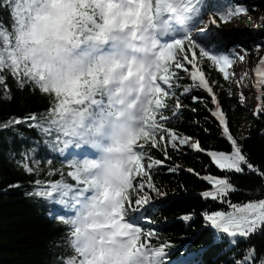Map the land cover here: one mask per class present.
Segmentation results:
<instances>
[{
  "label": "snow or ice",
  "instance_id": "snow-or-ice-1",
  "mask_svg": "<svg viewBox=\"0 0 264 264\" xmlns=\"http://www.w3.org/2000/svg\"><path fill=\"white\" fill-rule=\"evenodd\" d=\"M173 2L0 0V8L9 13L11 20L10 24L0 23V96L11 100L14 84L18 90L29 89L48 101L42 112H28L0 121V130L19 132V127L23 126L35 129L41 137L39 141H32V147L24 148L21 158L16 161L27 175L34 177L32 190L26 191L25 195L59 205V210L49 209L48 215L66 226L84 200L100 204L111 201V211L101 213L106 215V222L94 227L113 229V237H128L132 232L138 234L131 240L132 248L124 264L128 258L139 255H145L150 264H173L170 259L173 244L160 239L151 228L146 229L131 220L134 213H143L154 203L146 188L157 200L164 201L169 196L153 179L158 166L164 165V160L154 158L153 150L162 152L166 160L172 159L169 144L172 150L180 153L187 148L206 154L211 161L209 167L214 164L223 173L201 175L193 168L186 169L210 186L201 193L205 201L226 203L232 209L228 212L212 209L202 212L205 226L213 230L217 242L226 237L228 244L235 246L240 240L264 233V198L244 204H235L229 199L238 190L232 181L234 174H254L264 178V167L254 164L245 151L240 142L245 139L243 132L237 136L231 131L228 113L214 90L219 87L228 97H236L238 104L246 105L247 95L243 89L250 85L256 101L253 116L264 118V49L255 48V75L241 76L235 72L234 65L237 61H245L250 53L242 45L225 49L224 37L219 31L224 24L248 14L250 8L234 0H224L223 7L212 10L210 18L205 20L203 17L209 11L205 0H179L182 7L187 5L191 11L187 19L193 21V26L188 27L185 18L172 7ZM160 17H165L163 25L159 22ZM261 20L264 21V17ZM173 22L179 25V34L173 31L161 42L158 50L156 72L150 77L151 99L144 128L130 141L135 155L131 158V169L122 179L125 187L115 192L107 187L93 190L90 185H97L98 181L90 173L99 164L106 163L104 140L108 126L116 116L112 102L116 72L122 70L120 81L137 80L141 90L146 77L135 67L136 58L128 57L126 53L108 63H103L101 58L91 64L73 58L72 50L124 45L134 51L145 39L142 29L168 33ZM201 37L208 43L202 42ZM62 57H66L64 64L67 67L48 62V58ZM205 67L218 69L225 84L219 80L210 81ZM184 80L188 83H182ZM193 90L206 94L204 98L192 96V100L204 105L209 114L204 123H216L221 137L229 144L228 150H208L198 137L169 127L173 119L180 118L185 107L182 96ZM194 124L203 127L205 133L210 131L199 120ZM20 137L25 138L22 133ZM41 147L48 150L43 156L38 155ZM92 149H97L101 155L93 158L96 152ZM57 161L60 167H56ZM181 170L179 164L168 167L171 173ZM8 187L19 189L23 185L15 183ZM194 218V214L181 217L189 223ZM142 219L155 222L148 216L142 215ZM68 229L67 251L57 258L56 264H108L103 250L95 256L78 257L70 239L73 233ZM231 259L232 264H264V257L257 261L255 246H250L240 258L234 255Z\"/></svg>",
  "mask_w": 264,
  "mask_h": 264
},
{
  "label": "trees",
  "instance_id": "trees-1",
  "mask_svg": "<svg viewBox=\"0 0 264 264\" xmlns=\"http://www.w3.org/2000/svg\"><path fill=\"white\" fill-rule=\"evenodd\" d=\"M221 1L205 0L210 17L212 7H223ZM235 3H243L250 8L249 14L264 17V0H234ZM246 23V30L233 28L235 22L224 24L219 31L224 37V45L227 49L234 45H242L250 55L255 48L264 49V23H258L256 28L246 17H237ZM0 23L10 24L9 13L0 8ZM211 31V30H210ZM232 33H229L231 32ZM239 31V32H238ZM241 31V32H240ZM223 45V47H224ZM225 48V47H224ZM204 64L207 66L208 61ZM206 76L210 81L219 80L223 85L225 81L218 69L205 67ZM11 83V80H10ZM182 83L187 84L188 80ZM234 87V86H233ZM220 97L224 110L228 113L231 131L237 136L243 132L245 139L241 143L249 154L252 162L264 167V118L257 119L253 116V106L246 101V105H240L236 97H228L219 87L214 89ZM248 95V90H244ZM179 94V92H178ZM251 94V93H250ZM249 94V95H250ZM200 90L182 96V114L179 119H173L169 127L178 130L182 134L194 135L201 140L202 146L208 150H228L229 144L220 135V129L216 123H204L208 116L204 105L193 102L192 96L205 97ZM248 95V96H249ZM11 100H5L0 96V121L12 116H23L28 112H42L48 106L44 96L33 93L29 89L18 90L13 84ZM198 109V111H192ZM201 121L204 127L210 131L205 133L203 127L196 126L194 122ZM20 133L25 137L21 139ZM40 135L35 129L20 126L19 132L0 130V264H56L57 258L67 251L66 242L69 231L66 225L49 218V209H55V205L43 200L29 198L26 191L32 190L33 176L27 175L16 163L24 148L32 147V141H39ZM169 154L172 159H165L159 150H153L154 158L164 160V165L158 166L154 174V182L169 193L166 200L155 199L154 193L147 188L153 196L154 203L149 210L152 219L158 225L160 239L171 242V261L184 254V258L193 256L199 264H232V257L240 258L250 247L255 246L257 261L264 257V233L254 235L248 240H240L237 245L230 246L225 237L217 242L213 230L205 226L202 212L208 209L219 211H232L228 204L205 201L201 193L209 189V185L197 177L194 173L187 172V168L204 174L223 175L211 164L206 154L196 153L185 148L183 153L172 150L169 144ZM48 152L41 147L38 155L43 156ZM182 165L178 173L168 171L169 166ZM47 168V165H43ZM56 167H60L59 161ZM47 179V177H42ZM58 178V177H57ZM232 181L238 189L229 199L235 204H244L252 200L264 198V178L254 174H234ZM20 183L19 189H10V184ZM185 214H194L193 221L184 222L181 217Z\"/></svg>",
  "mask_w": 264,
  "mask_h": 264
},
{
  "label": "clouds",
  "instance_id": "clouds-1",
  "mask_svg": "<svg viewBox=\"0 0 264 264\" xmlns=\"http://www.w3.org/2000/svg\"><path fill=\"white\" fill-rule=\"evenodd\" d=\"M172 7L177 9V12L185 18L184 23L188 27L193 26V21L188 20L191 16V11L187 5L181 6L179 0H174ZM163 25L165 17L158 18ZM175 21V16L173 17ZM148 28V26H145ZM179 34V25L173 22L168 33L163 31H154L142 29V35L145 39L139 43L135 50H129L126 46L119 47L97 46L89 49H73L72 57L81 58L85 63L95 64L101 61L108 63L109 61L121 58L127 54L128 57L136 58L135 67L139 70L140 75L146 77L143 84V90L137 80L120 81L119 77L122 70H117L116 80L113 85V109L116 116L112 119L107 128V134L104 140L106 163L99 164L92 170L90 175L97 179V185H90L93 190L100 187L111 189L113 192L123 189L125 186L122 179L131 167V158L135 155L132 150L130 141L140 135L145 122V116L149 108L151 95L149 86L151 84L150 77L156 72L157 53L162 46V41L169 38L172 32ZM195 34V33H193ZM158 38V39H157ZM87 55H84V53ZM62 58H48V62H54L67 67ZM122 102V104H121ZM96 152L98 158L101 153L97 149H92ZM111 211V201L100 204L98 201L84 200L73 212L67 227L73 233L70 239L73 241V247L77 250L78 257L95 256L101 250L105 252L108 264H124L125 258L128 257L129 249L132 248L131 240L138 235L135 232L128 237L112 236L113 229H101L98 226L106 222V213ZM105 213V214H101ZM79 229V231H77ZM103 241V242H102ZM127 264H150V261L145 259V255H139L135 258H128Z\"/></svg>",
  "mask_w": 264,
  "mask_h": 264
},
{
  "label": "rangeland",
  "instance_id": "rangeland-1",
  "mask_svg": "<svg viewBox=\"0 0 264 264\" xmlns=\"http://www.w3.org/2000/svg\"><path fill=\"white\" fill-rule=\"evenodd\" d=\"M251 23H252V27L256 28V26L258 25V23H264V21L261 20V17L259 16H254L251 20ZM246 23L244 21H237L235 22V25L233 28H236V29H239V30H242V32H244V30H246ZM239 32V31H238ZM241 32V31H240ZM229 33H232L229 32ZM262 49V48H261ZM256 62H257V53L254 49L253 51V55H249L245 61H237V64L234 65V70L236 73H238L239 75L241 76H244V75H250V76H254L255 73H254V68L256 66ZM244 90H248V95H247V102H249V104H252V105H255L256 101H255V92L254 90L251 88V86H247L243 89Z\"/></svg>",
  "mask_w": 264,
  "mask_h": 264
}]
</instances>
